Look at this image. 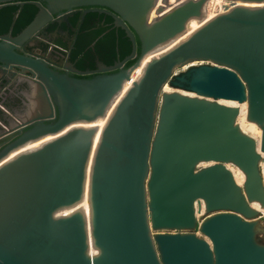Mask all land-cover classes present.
I'll list each match as a JSON object with an SVG mask.
<instances>
[{
	"label": "water",
	"instance_id": "obj_1",
	"mask_svg": "<svg viewBox=\"0 0 264 264\" xmlns=\"http://www.w3.org/2000/svg\"><path fill=\"white\" fill-rule=\"evenodd\" d=\"M31 4L0 36V71L31 87L13 128L33 126L0 152V264H264V0ZM84 7L113 18L130 55L72 70L87 79L20 53ZM220 101L247 104L260 150Z\"/></svg>",
	"mask_w": 264,
	"mask_h": 264
},
{
	"label": "flooded vegetation",
	"instance_id": "obj_2",
	"mask_svg": "<svg viewBox=\"0 0 264 264\" xmlns=\"http://www.w3.org/2000/svg\"><path fill=\"white\" fill-rule=\"evenodd\" d=\"M32 1L19 0L4 5L0 9V36L16 37L26 28L23 27L19 31L36 8L31 4ZM95 9V7L79 8L67 19L68 22L49 24L35 37L37 41L27 43V48H21L20 53L29 56H33L32 54L51 56L55 63L53 68L61 74L69 73L72 77L87 79L97 76L96 73L80 76L72 70L94 72L98 69L99 62L104 63V60L115 56L112 51L117 46L121 47V38H128L123 29L116 27L113 18L109 15L98 12L86 13L88 10ZM17 31L18 34H16ZM100 31H102L101 35L97 36ZM80 64L88 68L82 70L78 66ZM20 73L18 69L1 72L0 152L33 127L17 130L13 128L17 117L27 110L26 104L29 103L28 97L31 90L30 84L20 79ZM26 76L31 77L30 74ZM4 78L8 80V83H4Z\"/></svg>",
	"mask_w": 264,
	"mask_h": 264
},
{
	"label": "bare ground",
	"instance_id": "obj_3",
	"mask_svg": "<svg viewBox=\"0 0 264 264\" xmlns=\"http://www.w3.org/2000/svg\"><path fill=\"white\" fill-rule=\"evenodd\" d=\"M172 90L169 89L168 87H165V92H171ZM220 103L231 106V107H238L240 109V115L237 119V125L239 126L240 130L242 133L247 134L249 136H252L257 143L259 144L258 149L260 150V144H261V137H262V131L259 127H257L255 124L248 122L247 120V111H248V106L247 104H238L235 102H227V101H220ZM263 156L264 154L261 153ZM209 164L207 163H202L199 165V168H204L207 167ZM262 173H263V180H264V161L262 162ZM228 169L233 173L235 180L237 184L240 186H243L245 180H246V175L244 172H242L239 168L235 167L232 164L227 165ZM251 206L254 209H257L259 211L264 212V208L259 204V203H252ZM204 213V210L203 212ZM198 217H200L199 214H197Z\"/></svg>",
	"mask_w": 264,
	"mask_h": 264
},
{
	"label": "trees",
	"instance_id": "obj_4",
	"mask_svg": "<svg viewBox=\"0 0 264 264\" xmlns=\"http://www.w3.org/2000/svg\"><path fill=\"white\" fill-rule=\"evenodd\" d=\"M36 13H37V9L35 8V10L33 11V13H31V15L28 17L27 22H26L24 25L21 26V28L19 29V31H21V29H22L23 27H27V25L33 21V19L35 18ZM101 32H102V31H100L99 34H98L97 36L101 35V34H100ZM18 33H19V32L17 31L16 34H18ZM121 43H122V44H121V47L117 46V47L114 48V51H112V52H114L115 56L113 55V58H111V59H109V60H104V63H105L106 65H108V66H112V65H114L117 61H122V60H124L128 55H130V53H131V51H132V44H131L130 40H129V39H126L125 37H122V38H121ZM137 43H138V53H140V46H139L140 44H139V42H137ZM115 45H116V44H115ZM135 62H136V59H135V60H131V61H129V62L126 64V67L128 68V67L132 66ZM78 66H79V68L82 69V70H85V69L88 68V67L85 66L84 64H80V65H78ZM90 77H91V76H90ZM84 78H85V77H84Z\"/></svg>",
	"mask_w": 264,
	"mask_h": 264
},
{
	"label": "rangeland",
	"instance_id": "obj_5",
	"mask_svg": "<svg viewBox=\"0 0 264 264\" xmlns=\"http://www.w3.org/2000/svg\"><path fill=\"white\" fill-rule=\"evenodd\" d=\"M195 63H198V62H195ZM199 63H200V62H199ZM261 213L263 214V218L261 219L260 224H261V226H262V228H263V227H264V212L261 211ZM199 219H201V218L199 217ZM259 237H260L261 240H263V242H264V235H263V232H261V234L259 235Z\"/></svg>",
	"mask_w": 264,
	"mask_h": 264
},
{
	"label": "built area",
	"instance_id": "obj_6",
	"mask_svg": "<svg viewBox=\"0 0 264 264\" xmlns=\"http://www.w3.org/2000/svg\"><path fill=\"white\" fill-rule=\"evenodd\" d=\"M263 161H264V159H263Z\"/></svg>",
	"mask_w": 264,
	"mask_h": 264
}]
</instances>
